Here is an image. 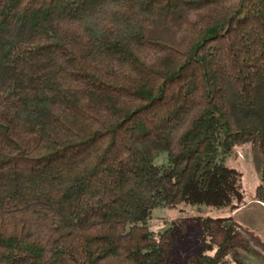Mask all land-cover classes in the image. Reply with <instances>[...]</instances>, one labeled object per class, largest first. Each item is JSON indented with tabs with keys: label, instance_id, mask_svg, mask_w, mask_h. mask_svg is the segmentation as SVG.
<instances>
[{
	"label": "trees",
	"instance_id": "16d2710c",
	"mask_svg": "<svg viewBox=\"0 0 264 264\" xmlns=\"http://www.w3.org/2000/svg\"><path fill=\"white\" fill-rule=\"evenodd\" d=\"M245 143L264 202V0H0V264H247Z\"/></svg>",
	"mask_w": 264,
	"mask_h": 264
},
{
	"label": "rangeland",
	"instance_id": "374dc122",
	"mask_svg": "<svg viewBox=\"0 0 264 264\" xmlns=\"http://www.w3.org/2000/svg\"><path fill=\"white\" fill-rule=\"evenodd\" d=\"M227 164L242 171V184L245 189V206L233 212L225 210L222 214H232L233 218L256 231L264 241V205L254 198L257 185L260 183L262 157L251 143H245L236 148V154L226 158ZM263 202V201H262ZM264 203V202H263ZM216 210V209H215ZM210 209L209 214L216 211ZM220 214H221V210ZM157 216L152 220V229L159 232L165 225V219H176L186 221L187 229L179 231L175 235V242L172 246V255L178 260L193 253L198 248L200 241V229L197 220L194 218L195 209L188 205H182L180 209H158ZM249 250L243 252V259L247 264H264V246L258 241Z\"/></svg>",
	"mask_w": 264,
	"mask_h": 264
},
{
	"label": "crops",
	"instance_id": "0c3cea01",
	"mask_svg": "<svg viewBox=\"0 0 264 264\" xmlns=\"http://www.w3.org/2000/svg\"><path fill=\"white\" fill-rule=\"evenodd\" d=\"M259 201V200H258ZM261 204H263L264 205V203L262 202V201H259ZM245 206V205H244ZM243 207V206H242ZM241 208V207H240ZM240 208H238V209H240ZM237 210V209H236Z\"/></svg>",
	"mask_w": 264,
	"mask_h": 264
}]
</instances>
